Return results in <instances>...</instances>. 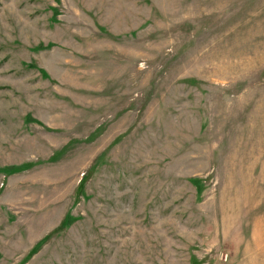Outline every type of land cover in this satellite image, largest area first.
<instances>
[{
	"label": "rangeland",
	"instance_id": "obj_1",
	"mask_svg": "<svg viewBox=\"0 0 264 264\" xmlns=\"http://www.w3.org/2000/svg\"><path fill=\"white\" fill-rule=\"evenodd\" d=\"M264 264V0H0V264Z\"/></svg>",
	"mask_w": 264,
	"mask_h": 264
},
{
	"label": "built area",
	"instance_id": "obj_2",
	"mask_svg": "<svg viewBox=\"0 0 264 264\" xmlns=\"http://www.w3.org/2000/svg\"><path fill=\"white\" fill-rule=\"evenodd\" d=\"M227 261H228V254L222 253L220 257V262L217 264H227Z\"/></svg>",
	"mask_w": 264,
	"mask_h": 264
}]
</instances>
